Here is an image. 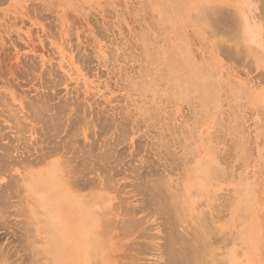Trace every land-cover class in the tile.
Here are the masks:
<instances>
[{
	"label": "rangeland",
	"instance_id": "1",
	"mask_svg": "<svg viewBox=\"0 0 264 264\" xmlns=\"http://www.w3.org/2000/svg\"><path fill=\"white\" fill-rule=\"evenodd\" d=\"M200 223L264 264V0H0V264H172Z\"/></svg>",
	"mask_w": 264,
	"mask_h": 264
},
{
	"label": "bare ground",
	"instance_id": "2",
	"mask_svg": "<svg viewBox=\"0 0 264 264\" xmlns=\"http://www.w3.org/2000/svg\"><path fill=\"white\" fill-rule=\"evenodd\" d=\"M210 4H211V3H210ZM212 5H213V4H212ZM201 6H202V5H201ZM199 7H200V6H199ZM199 10H200L199 14L197 13V14H198V17L196 16V18H195L196 21L199 20V21H197V22H201V21H203L205 24L211 26V25L215 24V22H216V20H217V17L219 18L218 15H219L220 10H219L216 6H205V5H203L201 8H199ZM197 14H196V15H197ZM230 17H231V16H230ZM231 18H232V17H231ZM193 21H194V19H193ZM237 21H238V20H237ZM194 22H195V21H194ZM217 22H218V20H217ZM217 22H216V23H217ZM240 22H241V21H240ZM231 23H232V22H231ZM198 24H199V23H198ZM234 24H235V23H234ZM195 25H196V24H195ZM199 25H201V24H199ZM231 25H232V24H231ZM237 25H238V24H235V26H237ZM233 26H234V25H233ZM194 27H195V26H194ZM234 28H235V27H234ZM194 29H196V27H195ZM199 29H202V30H203L204 28H201V26H200ZM209 29H210L211 31H213V29H211V27H210V28H207L208 31H210ZM218 29H220V28H218ZM218 29H217V30H218ZM196 30H197V29H196ZM205 30H206V28H205ZM207 30H206V31H207ZM215 30H216V29H215ZM228 30H229V29H228ZM232 30H233V29H232ZM234 30H235V29H234ZM197 31H198V30H197ZM235 31H238V30L236 29ZM240 31H241V29H240ZM198 32H200V31H198ZM228 33H229V31H228ZM245 33H246V32H245ZM229 35H230V34H228V36H229ZM231 35H232V34H231ZM240 35H241V34H240ZM246 35H247V33H246ZM247 37H248V36H247ZM241 38H242V37H241ZM242 39H243V38H242ZM242 39H241V40H242ZM249 46H250V45H249ZM235 51H236V50H235ZM44 98L46 99V97H44ZM47 99H48V97H47ZM47 99H46V100H47ZM40 100H41V98H40ZM31 101H32V100H31ZM33 101H34V100H33ZM38 101H39V100H37L36 102H38ZM42 101H43V100H41L40 102H42ZM44 101H45V100H44ZM47 101H48V100H47ZM51 104L54 105L53 103H51ZM56 104H57V103H56ZM56 104H55V105H56ZM58 104H59V103H58ZM58 104H57V105H58ZM59 105H60V104H59ZM38 107H39V106H38ZM38 107H37V108H38ZM45 107H46V106H45ZM47 107H48V106H47ZM29 108H30V107H29ZM42 108H43V107H42ZM42 108H41V109H42ZM35 109H36V108H35ZM43 109H44V108H43ZM48 109H49V108H48ZM48 109H47V110H48ZM30 110H31V109H30ZM55 110H57V109H55ZM35 111H36V110H35ZM39 111H40V110H39ZM37 112H38V110H37ZM42 113H43V112H42ZM46 113H47V112L44 110V115H45ZM29 114H31L30 111H29ZM35 114H37V113L35 112L34 115H35ZM76 114H77V113H76ZM24 115H25V114H24ZM32 115H33V114H32ZM58 115H60V114H58ZM62 115H63V114H62ZM11 116H12V115H11ZM11 116H10V117H11ZM37 116H39V113L36 115V118H37ZM40 116H41V113H40ZM40 116H39V117H40ZM52 116H53V115H52ZM70 116H71V115H70ZM44 117H45V116H44ZM46 117H47V116H46ZM85 117H86V116H85ZM12 118H13V117H11V119H12ZM26 118H27V117H26ZM91 118H92V117H91ZM91 118H90V119H91ZM95 118H96V117H95ZM45 119H46V118H45ZM81 119H82V118H81ZM127 119H128V117H127ZM32 120H33V118H32ZM92 120H95V119L92 118ZM129 120H130V119H129ZM54 123H55V122H54ZM57 123H58V121H57ZM14 124H15V122H14ZM42 124H43V123H42ZM73 124H74V123H72V125H73ZM15 125H16V124H15ZM21 125H22V124H21ZM38 125H39V124H38ZM40 125H41V124H40ZM51 125H52V124H51ZM67 125H68V124H67ZM69 125H70V123H69ZM69 125H68V126H69ZM24 126H25V125H24ZM53 126H54V125H53ZM68 126H67V127H68ZM70 126H71V125H70ZM28 127H29V126H28ZM35 127H36V126H35ZM38 127H39V126H38ZM42 127H43V126H42ZM50 127H51V126H50ZM67 127H66V128H67ZM73 127H74V126H72V129H73ZM21 128H22V127H21ZM43 128H44V127H43ZM69 128H71V127H69ZM18 129H20V128H18ZM44 129H45V128H44ZM61 129H62V128H61ZM72 129H71V130H72ZM22 130H23V129H22ZM69 130H70V129H69ZM71 130H70V131H71ZM74 130H75V127H74ZM74 130H73V131H74ZM76 130H77V128H76ZM64 131H66V133H69V132H70V131L67 132L68 129H67V130H64ZM79 131H80V130H79ZM44 132H45V130H44ZM77 132H78V131H77ZM70 133H71V132H70ZM53 135H54V134H53ZM69 135H70V134H69ZM78 135H79V134H78ZM56 136H57V135H56ZM58 136H59V135H58ZM51 137H52V136H51ZM51 137H50V138H51ZM54 137H55V135H54ZM61 137H62V136H61ZM58 138H59V137H58ZM71 138H72V137H71ZM60 139H61V138H60ZM67 139H69V138H67ZM65 140H66V139H65ZM71 141H72V140L70 139V142H71ZM60 142H61V141H60ZM68 142H69V141H68ZM72 142H73V141H72ZM65 143H66V142H65ZM43 144H44V143H43ZM62 144H63V143H62ZM68 144H69V143H68ZM70 144H71V143H70ZM38 145H39V144H38ZM71 145H72V144H71ZM85 145H86V144H85ZM48 146H50V145H48ZM51 146H52V145H51ZM53 146H55V145L53 144ZM57 146H58V145H57ZM43 147H44V146H43ZM55 147H56V146H55ZM70 147H71V146H70ZM77 147L80 148L79 146H77ZM85 147H86V146H85ZM44 148H45V147H44ZM46 148H47V147H46ZM52 148H53V147H52ZM65 148H66V145H65ZM65 148H64V150H65ZM72 148H74V147H72ZM88 148H89V147H87V149H88ZM90 148H91V146H90ZM90 148H89V149H90ZM92 148H93V147H92ZM47 149H49V147H48ZM47 149H45V150H47ZM58 150H59V149H58ZM79 150H80V149H79ZM93 150H94V148H93ZM55 151H57V150H55ZM67 151H68V149H67ZM81 151H82V150H81ZM84 151H85V149H84ZM94 151H95V150H94ZM94 151H91V152H94ZM50 152H51V151H50ZM78 152H79V151H78ZM85 152H86V151H85ZM96 152H97V151H95V153H93V155L96 154ZM46 153H47V151L44 153V155H47ZM62 153H64V152H62ZM72 153H73V152H72ZM81 153L83 154L84 152H81ZM97 153H98V152H97ZM104 153H105V152H104ZM106 153H107V152H106ZM227 153H228V152H227ZM42 155H43V154H42ZM42 155H41V156H42ZM44 155H43V156H44ZM83 155H86V154H83ZM91 155H92V153H91ZM108 155H109V154H108ZM110 156H111V155H109V157H110ZM97 157H98V155H97ZM97 157L95 156L96 159H97ZM39 158H40V156H39ZM83 158H84V157H83ZM87 158H88V157H87ZM89 158H90V160H91V157H89ZM89 158H88V159H89ZM174 158H175V157H174ZM32 159H33V158H32ZM65 159H66V158H65ZM67 160H68V159H67ZM106 160H107V159H106ZM24 161H25V160H24ZM69 161H70V160H69ZM69 161H67V163H68ZM83 161H84V159H83ZM95 161H96V160H95ZM95 161H94V162H95ZM97 161H98V159H97ZM97 161H96V162H97ZM100 161H102V160H100ZM80 162H81V161H80ZM98 162H99V161H98ZM179 162H180V161H179ZM71 163H72V162H71ZM91 163L93 164V162H91ZM100 163H102V162H100ZM64 164H65V163H64ZM80 164H82V163H80ZM84 164H86V163H84ZM73 165H74V164H73ZM82 165H83V164H82ZM97 165H98V164H97ZM100 165H101V164H100ZM102 165H103V164H102ZM68 166H69V165H68ZM71 166H72V165H71ZM78 166H79V165H78ZM69 167H70V166H69ZM76 167H77V165H76ZM96 167H97V166H95L94 168H96ZM71 168H72V167H71ZM73 168H74V167H73ZM98 168H99V167H98ZM69 169H70V168H69ZM71 170H72V169H71ZM68 171H69V170H68ZM68 171H67V172H68ZM76 171H77V170H76ZM76 171H74V172H76ZM69 173H70V172H69ZM189 177H190V176H189ZM75 180H76V179H75ZM160 181H161V180H160ZM160 181L158 182L159 184H160ZM71 183H72V182H71ZM163 183H164V184L166 183L165 185H168L167 181H163ZM72 184H74V183H72ZM159 184H158V186H160ZM161 184H162V183H161ZM164 184H162V186H160V188L163 189L164 192H161V189H160L159 187H158L159 190H158V189H157V190L155 189V190H156L158 193H159V192H160L161 194L164 193V194H162V195H160V196H162V198H164V200H165V199L167 198L168 195L166 196V198L163 197V195H165L166 192H167L168 190H171V189H169V188H170L169 185L171 186L172 183L168 185V188L165 187V189H164V187H163ZM162 187H163V188H162ZM173 187H174V190H175V189H176V188H175V185H172L171 188H173ZM3 188H4V187H3ZM8 188H9V187H8ZM155 188H156V187H155ZM10 189H11V188H10ZM166 189H168V190L166 191ZM177 190H178V189H177ZM177 190H176V191H177ZM14 191H15V190H14ZM156 191H155V192H156ZM165 191H166V192H165ZM157 192L154 193V194L157 195V194H158ZM170 193H172L171 195H172V197H173V200L176 201V200H175L176 197H175V195H174V191H173V192L170 191L169 194H170ZM4 195H5V194H4ZM12 195H13V194H12ZM152 195H153V194H152ZM171 195H169V196L171 197ZM5 196H6V195H5ZM153 196H154V195H153ZM157 196H159V195H157ZM157 196H156V198H157ZM154 197H155V196H154ZM154 197H153L152 202L154 201ZM156 198H155V199H156ZM156 200H157V199H156ZM10 201H11V200H10ZM10 201H9V202H10ZM222 201H223V200H222ZM7 202H8V200H7ZM11 202H12V201H11ZM154 202H155V201H154ZM160 202H161V201H160ZM160 202L157 201L156 204L158 203V204H157L158 206L160 205V207H163V208H164V206H161V205H162V202H161V203H160ZM169 203H171L170 206H172V203H173V206H174V207H173V208H174L173 211H176V212H174V214H176L175 216L177 217V219L180 218V217H178V216H182L181 214H183V213H179V211H180V209H182L181 211H183L184 206H182V208H181V206H180V205H181V202L179 203L178 201H176V202H169ZM2 204H3V200H2ZM2 204H1V205H2ZM10 204H13V203H10ZM156 204H154L153 206L155 207ZM163 204H165V203H163ZM167 205H168V207H169V204H168V203H167ZM167 205H166V206H167ZM224 205H226V204L224 203ZM14 206H15V204H14ZM16 206H18V205L16 204ZM158 206H157V209H160V208H158ZM166 206H165V207H166ZM12 207H13V205H12ZM154 207H153V208H154ZM213 207H214V206H213ZM62 208H63V207H62ZM163 208L160 210V212H162ZM154 209H155V208H154ZM157 209H156V210H157ZM166 209H167V208H166ZM171 209H172V208H171ZM19 210H20V209H19ZM23 210H24V209H23ZM23 210H22V211H23ZM17 211H18V210H17ZM171 211H172V210H171ZM181 211H180V212H181ZM19 212L21 213V211H19ZM36 212H37V211H36ZM166 212H167V211L163 210V213L166 214ZM163 213H162V215H163ZM202 213H203V212H202ZM216 213H218L217 209L215 210V213H214V214H216ZM21 214H22V213H21ZM28 214H30V213H28ZM172 214H173V212H172ZM174 214H173V215H174ZM203 214H204V213H203ZM203 214H202V215H203ZM211 214H212V216L214 215L213 213H211ZM218 214H219V213H218ZM166 215H167V214H166ZM170 215H171V214H170ZM170 215L168 214V215H167V218H169ZM173 215H171V217H172ZM206 215H208V214L206 213ZM168 216H169V217H168ZM175 216H173L174 219L176 218ZM215 216H216V215H215ZM165 217H166V216H165ZM165 217H164V215H163V218H165ZM203 217H204V216H203ZM182 218H183V217H181V219H182ZM201 218H202V217H201ZM181 219H178V221H181ZM183 219H184V218H183ZM183 219H182V222H183ZM204 219H205V218H204ZM207 219H208V218H207ZM169 220H170L169 222H172V221H173V225H174V220H172V219H169ZM184 220H185V219H184ZM208 220H210V219H208ZM211 220H212V218H211ZM185 221H186V220H185ZM28 222H29V221H28ZM28 222H27V225H30V224H28ZM166 222H167V221H165V223H166ZM175 222H177V221H175ZM212 222H213V221H212ZM29 223H30V222H29ZM167 223H168V222H167ZM177 223H178V222H177ZM179 223H180V222H179ZM210 223H211V221H210ZM210 223H209V224H210ZM170 224H171V223H170ZM207 224H208V222H207ZM173 225H171V227H173ZM177 225H178V224H177ZM178 227H182V226H178ZM185 227H186V225H185ZM185 227H184V230L186 231ZM193 227H194V226L191 225V229H192ZM174 229H176V228H173V230H174ZM193 229H194V228H193ZM178 230H179V229H178ZM189 230H190V229H189ZM189 230H188V231H189ZM195 230H196V228H195ZM215 230H218V232H219V229H218V228H216ZM182 231H183V227H182ZM188 231H186V232L188 233ZM213 231H214V228L211 227V226H209V225H205V224H203V223H202V224H201V223L198 224L197 231H196V233H195L196 235H195L194 237H192V238L194 239L193 242H192V240H191L192 238H189V237H191V236H190V233L187 235V236H189L188 238L190 239V242H191V243H188V248L190 249L189 251H191L190 253H192V254H193V253H199L198 251H200V249L203 250V252H205V251L208 252V250H209V248H208V247H209V245H208L209 240H208V242H206V240H205L204 237H203V234L206 233V232H209V235H210V233L213 232ZM174 232H176V230H174ZM183 232H184V231H183ZM189 232H191V230H190ZM192 232H193V231H192ZM214 232H215V231H214ZM27 233H28V232H27ZM181 233H182V232H181ZM32 234H33V233H32ZM173 234H175V233H172V235H173ZM177 234H180V232L177 233ZM215 234H216V232H215ZM226 234H227V233H226ZM213 235H214V233H213ZM221 235H222V234L220 233V236H221ZM34 236H35V235H34ZM182 236H183V235H182ZM184 236H185V235H184ZM184 236H183V237H184ZM222 236H223V235H222ZM222 236H221V237H222ZM27 237H28V236H27ZM29 237H30V236H29ZM216 237H217V236H216ZM216 237H215V239H211V240H213V241H211L212 243H216V242H217ZM221 237L218 236L217 239H221ZM185 238L188 239L187 237H185ZM59 239H60V237H57V238L55 237L53 240H55V243H57V242L59 241ZM179 239H180V237H179ZM181 239H182V238H181ZM189 239H188V241H189ZM214 240H216V241H214ZM223 240H225V239H223V237H222L221 241H223ZM226 241H227V240H226ZM228 241H229V240H228ZM228 241H227V242H228ZM33 242H35V241H33ZM177 242H178V240H177ZM182 242H183V244H184V238H183V241H182ZM185 242H186V240H185ZM227 242H226V243H227ZM226 243H225V244H226ZM90 244H92L93 246H96V247H97L96 241H95L93 238H91V239L88 241V245H89V246H90ZM171 244H172V243H171ZM175 244H177V243H175ZM175 244H172V245H175ZM183 244H182V245H183ZM217 244L219 245V243H217ZM217 244H215V245H217ZM222 244H223V243H222ZM172 245L168 246V248H169V247H172ZM177 245H178V244H177ZM177 245H176L175 247H177ZM180 245H181V244H180ZM180 245H179V246H180ZM185 245H186V244H184V246H185ZM184 246H183V247H184ZM175 247H173L174 250H175ZM168 248H167V250L171 249V248H169V249H168ZM188 248H183V249H182V253L180 252V254H182V255L185 254V253H184V250H186V249H188ZM37 249H38V248H37ZM173 249H172V250H173ZM176 249H177V248H176ZM172 250H171V251H172ZM204 250H205V251H204ZM169 251H170V250H169ZM169 251H168V252H169ZM178 251H179V250H178ZM186 251H187V250H186ZM206 252H205V253H206ZM169 253H170V252H169ZM186 254H187V252H186ZM186 254L183 255V256L185 257V256L189 255V253H188L187 255H186ZM174 255H179V253L174 254ZM174 255H173V257H177V258H179L178 261H181V262H177V258H176V262H177L178 264H179V263H182V262L184 261V258L182 257V255H180L179 257H178V256H174ZM193 255L195 256V254H193ZM193 255H189V256H187V258L185 257V259L187 260L188 257H189V260H190V258L193 259V258H194V257H192ZM196 256L198 257L197 254H196ZM196 256H195V258H197ZM199 256H200V258L198 257L199 259H198V260L196 259L197 264H214V263H212V262H207L208 260H207V261H204L203 258H201V257H203V256L201 255V253L199 254ZM205 256H206V255H205ZM180 257L183 258V261L180 260ZM182 258H181V259H182ZM174 259H175V258H174ZM174 259L171 257L170 261L173 262V263H176V262H174V261H175ZM173 260H174V261H173ZM186 260H185V262H188V261H189V260H188V261H186ZM196 261H195V262H196ZM173 263H172V264H173ZM192 263L195 264L193 261H192ZM183 264H186V263L183 262ZM189 264H190V261H189Z\"/></svg>",
	"mask_w": 264,
	"mask_h": 264
}]
</instances>
